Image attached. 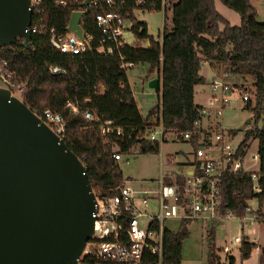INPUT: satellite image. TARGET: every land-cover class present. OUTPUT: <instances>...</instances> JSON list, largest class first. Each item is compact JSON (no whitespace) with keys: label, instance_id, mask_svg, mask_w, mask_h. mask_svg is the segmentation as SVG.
<instances>
[{"label":"trees","instance_id":"obj_1","mask_svg":"<svg viewBox=\"0 0 264 264\" xmlns=\"http://www.w3.org/2000/svg\"><path fill=\"white\" fill-rule=\"evenodd\" d=\"M159 1L155 10H160ZM219 1L239 15L238 25H232L218 11L216 0H176L171 6V27L163 26L161 41L148 34L146 23L132 14L134 0L113 7L131 20V32L141 42L126 45L120 53L134 65H147L146 81L154 77L161 79V93L145 115L133 98L127 73L120 68L119 55L104 52L97 42L99 28L93 16L98 9H88L81 19L82 28L92 34L94 40L80 54L62 53L49 43V28L66 32L72 6H56L52 0H41L33 10L32 20L43 24L42 32L31 34L29 47L21 46L20 41L1 47L0 56L8 61L13 80L23 83L21 97L27 107L55 108L61 113L65 120L63 140L82 162L96 196L115 195L122 181L119 164L111 156L114 152L127 154L134 146H138L141 153L158 152V143L136 137L137 134L142 136L152 120L160 117L165 127L190 128L198 108L193 101L194 87L205 82L200 74L204 61L223 62L233 74L250 76L254 105L249 100L244 108L250 110L254 118L252 127L244 132L238 152L245 155L250 142L257 141L261 192L253 194L250 190L252 172L226 173L221 183L222 209L242 215L248 200L257 197L256 214L264 230V21L257 20V10L250 0ZM142 41H146V46L141 45ZM51 66L62 68L64 72L51 73ZM100 86H103L102 92ZM67 101H78L81 107H89L102 120H112L122 128L123 136H101L98 124L87 121L79 112H72V106H65ZM232 133L236 134V130L232 129ZM177 179L182 180L179 176ZM163 181L172 182L168 176ZM191 222L180 221L177 230L166 226L161 261L156 255L145 252L140 264H181L182 243ZM210 227L214 240V230ZM213 247L207 264H218ZM252 247V243L244 241L239 252L241 261L249 258ZM260 251L264 258V246ZM99 264L117 263L102 260ZM229 264H234L232 257Z\"/></svg>","mask_w":264,"mask_h":264},{"label":"built area","instance_id":"obj_2","mask_svg":"<svg viewBox=\"0 0 264 264\" xmlns=\"http://www.w3.org/2000/svg\"><path fill=\"white\" fill-rule=\"evenodd\" d=\"M84 0H52L56 6L70 5L71 12L98 9L93 19L99 28L97 42L100 48L108 53H117L121 60L120 68L127 72L135 65L120 53L126 45H135V38L128 40L126 33L131 31V21L120 13L116 4L124 5L126 0H90L83 6ZM157 0H134L132 14L135 9L155 10ZM41 0H29V8H38ZM160 9L166 8V1L160 0ZM153 7H150V6ZM108 6V9H105ZM136 17V16H135ZM127 24L129 26H127ZM43 24L34 22L32 15L25 32H42ZM49 43L62 53L77 55L84 52L94 40V36L84 30L83 39L73 32H58L55 28L48 29ZM23 38H17L22 41ZM31 45V38L28 47ZM146 46V43L145 45ZM51 73H63L64 70L57 66L49 68ZM233 72L220 62L218 72L210 79L209 88L211 95L206 105L197 108V115L190 128L179 130L165 127L161 118L152 120L146 126L142 137L150 143L176 142L185 143L190 148L191 160L178 170H172L160 178V184L155 191L144 190L140 196L139 191L133 189L127 179H122L117 186L115 195L96 196L95 210L92 212L93 233L85 247L73 264H99L102 260L117 264H140L145 252L162 258L163 233L166 228L165 221L173 220H206L220 223L224 219H237L242 230L247 227V235H236L230 245L222 247L223 252L229 253L236 250L238 253L244 241H250L249 234L254 232L253 226L260 218L254 212L252 201H248L244 214L236 215L231 211L222 209L221 183L224 174L237 171L252 172L250 175V190L253 194L260 193V176L257 171H248L243 167L245 155L238 152L241 141L233 145L235 134L232 129L223 126L222 115L224 109L232 101V93L236 91L241 102L254 105L255 94L247 87H235L231 82ZM0 79L9 89L10 94L23 102L21 93L23 83H17L12 78L8 69V61L0 56ZM122 84V83H121ZM103 86L99 87L102 92ZM65 106H72V112L81 113L87 121L98 124L100 134L106 137L109 134L123 136V130L116 126L110 119L102 120L89 107H81L80 103L67 101ZM38 118L61 139L65 131V120L55 108L28 107ZM253 117V113H252ZM244 132L252 127L253 121L246 123ZM132 138V134L129 135ZM118 148V147H117ZM247 152V150H246ZM125 155V154H124ZM112 158L115 162L122 159L123 154L114 152ZM258 159L257 154L253 156ZM168 176L172 182L164 183L163 178ZM182 178L178 181L177 177ZM257 202V197L254 199ZM222 224V223H221ZM224 227V225L222 226ZM252 238L251 242H257Z\"/></svg>","mask_w":264,"mask_h":264},{"label":"water","instance_id":"obj_3","mask_svg":"<svg viewBox=\"0 0 264 264\" xmlns=\"http://www.w3.org/2000/svg\"><path fill=\"white\" fill-rule=\"evenodd\" d=\"M90 0H84L83 6ZM29 0H0V48L22 37ZM84 11L66 31L83 39ZM148 86L161 89L159 78ZM249 119L246 120V123ZM96 196L80 159L22 101L0 87V264H73L93 233Z\"/></svg>","mask_w":264,"mask_h":264},{"label":"rangeland","instance_id":"obj_4","mask_svg":"<svg viewBox=\"0 0 264 264\" xmlns=\"http://www.w3.org/2000/svg\"><path fill=\"white\" fill-rule=\"evenodd\" d=\"M165 10H142L135 9L136 18L146 23L148 34L158 37L163 30V26L171 24V6L175 0H165ZM252 5L257 10V20L264 19V0H250ZM218 11L226 17L232 25H238L240 22L239 15L216 0ZM128 18V17H127ZM129 19V18H128ZM130 20V19H129ZM131 21V20H130ZM127 26H129L127 24ZM126 38L133 39V33L127 32ZM137 39L134 44H139ZM146 41H142L141 45H145ZM147 70L146 64H137L129 69L127 77L130 81V86L133 92V98L142 114H146L148 109L156 102L158 94L155 93L145 80L144 75ZM204 73L208 75V70L204 69ZM231 82L235 87L252 88L250 79L243 81L236 75H232ZM242 81V82H241ZM0 87H6L0 79ZM199 88V87H198ZM199 89H197L198 91ZM236 91L232 93V101L224 109L221 117L223 126L227 129L236 130L235 137L232 139V144H238L244 135V128L247 125L246 120L253 121L252 112L243 107L244 103L236 95ZM252 91V90H250ZM198 101H203L204 97L197 96ZM189 152V146L184 143L168 142L159 146L158 152L141 153L138 146L132 147L127 153L123 154L122 159L118 161L122 176L129 179L133 189L139 191L137 196H140L144 190L155 191L160 184V175L167 174L172 170H178L179 164L186 161ZM257 153V141L252 140L250 147L247 149L243 167L248 171H257L259 168L258 159L253 156ZM254 199V198H252ZM249 201V200H248ZM253 210L257 209L255 200H251ZM262 212L264 213V200L262 203ZM258 216V215H257ZM224 227H222V224ZM180 224L179 220L167 219L165 225L171 230H177ZM214 230L215 239L210 236L211 227ZM253 233L249 234L250 238H257L259 243L264 244V230L262 229L261 219L256 220V225L253 226ZM258 233V234H257ZM247 235V227L242 230L241 224L237 219H224L220 223L209 222L206 220H194L188 224V236L182 243V262L181 264H207L211 255V247L214 245L213 252L217 255L218 264H229V259L232 257L234 264H241L239 253L236 250L225 253L222 247L230 245L232 239L236 235ZM256 234V235H255ZM256 243V246L259 245ZM255 252H252L253 258ZM217 264V263H216ZM260 264H264L261 261Z\"/></svg>","mask_w":264,"mask_h":264},{"label":"crops","instance_id":"obj_5","mask_svg":"<svg viewBox=\"0 0 264 264\" xmlns=\"http://www.w3.org/2000/svg\"><path fill=\"white\" fill-rule=\"evenodd\" d=\"M176 1V0H175ZM174 1V2H175ZM217 7V6H216ZM262 21H264V19H262ZM230 22V21H229ZM166 26V25H165ZM166 27H168V28H170L171 27V24H170V26H166ZM153 36V35H152ZM154 37V36H153ZM154 39L155 40H159V41H161V39H162V32H161V34L160 35H158V37H154ZM204 69H206V71L208 70V75L207 74H205L204 73ZM218 70H219V64H216V63H208V62H206V61H204L202 64H201V71H200V74L204 77V79H205V82L203 83V84H199V85H196L195 87H194V97H193V101H194V104L197 106V107H201V106H203V105H206V103H207V100H208V98L210 97V95H211V91H210V88H209V81H210V79L218 72ZM234 75H236V76H238L242 81H243V79L245 78V79H250L251 80V77L250 76H248V75H243V74H234ZM154 78H157V77H154ZM233 78V77H232ZM152 79V78H151ZM159 80H160V82H161V79L159 78ZM241 81V82H242ZM252 81V80H251ZM128 82H129V84H130V81H129V79H128ZM240 86H242V84H240L239 83V87ZM199 87V88H198ZM152 89V88H151ZM197 89H199L198 91H197ZM153 90V89H152ZM161 90V89H160ZM160 90L159 91H154L155 93H157L158 94V96L160 95ZM197 96H199V97H204V99H203V101H198V99H197ZM144 115V114H143ZM185 144V143H184ZM257 154V153H256ZM258 156V155H257ZM191 156H190V148H189V152H188V155H187V158H186V161L185 162H183V163H180L178 166H185L187 163H189V161L191 160V158H190ZM120 161V160H119ZM258 162H259V158H258ZM117 163H118V161H117ZM164 175H166V174H162V175H160V177H159V179L161 178V177H163ZM122 179H127V178H124L123 176H122ZM129 182H131L129 179H127ZM250 200H252V199H250ZM249 200V201H250ZM255 204H256V201H255ZM257 206H258V203H257ZM224 224L222 223V226H223ZM263 229V228H262ZM253 233V232H252ZM251 234V233H250ZM258 234V233H257ZM256 235V234H255ZM250 237V236H249ZM253 239H254V237H253ZM251 240H252V238H251ZM251 240L249 241L250 243H252L253 244V247H252V250H251V253H250V255H249V258L248 259H245V260H243V261H241V264H260L261 263V261L262 262H264V258L262 257V255H261V251H260V247L261 246H264V244H261V243H259V240L257 241V242H251ZM256 243H259V245H257L256 246ZM252 252H255V254H254V256H253V258L254 259H252L251 258V256H252ZM181 262H182V259H181Z\"/></svg>","mask_w":264,"mask_h":264}]
</instances>
